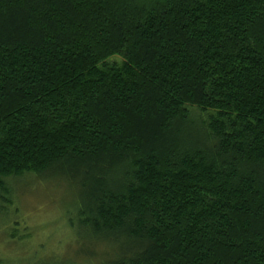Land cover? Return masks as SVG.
<instances>
[{"label": "trees", "instance_id": "16d2710c", "mask_svg": "<svg viewBox=\"0 0 264 264\" xmlns=\"http://www.w3.org/2000/svg\"><path fill=\"white\" fill-rule=\"evenodd\" d=\"M25 174L106 264H264V0H0V191Z\"/></svg>", "mask_w": 264, "mask_h": 264}, {"label": "rangeland", "instance_id": "374dc122", "mask_svg": "<svg viewBox=\"0 0 264 264\" xmlns=\"http://www.w3.org/2000/svg\"><path fill=\"white\" fill-rule=\"evenodd\" d=\"M46 178L6 179L7 192L0 191V264H36L52 256L71 264L110 263V243L74 238L68 229L76 220L75 185L63 177Z\"/></svg>", "mask_w": 264, "mask_h": 264}]
</instances>
